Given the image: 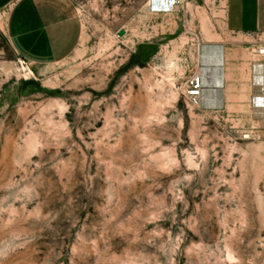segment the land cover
Here are the masks:
<instances>
[{"label": "rangeland", "instance_id": "rangeland-1", "mask_svg": "<svg viewBox=\"0 0 264 264\" xmlns=\"http://www.w3.org/2000/svg\"><path fill=\"white\" fill-rule=\"evenodd\" d=\"M151 1L71 0L81 44L39 70L0 11V264H264V35Z\"/></svg>", "mask_w": 264, "mask_h": 264}, {"label": "crops", "instance_id": "crops-1", "mask_svg": "<svg viewBox=\"0 0 264 264\" xmlns=\"http://www.w3.org/2000/svg\"><path fill=\"white\" fill-rule=\"evenodd\" d=\"M224 1L229 33L264 35V0ZM1 10H9L7 31L13 49L37 70L67 60L81 44L83 24L71 0H0ZM223 51V65L217 64L223 74L216 79L221 87L226 71Z\"/></svg>", "mask_w": 264, "mask_h": 264}, {"label": "bare ground", "instance_id": "bare-ground-1", "mask_svg": "<svg viewBox=\"0 0 264 264\" xmlns=\"http://www.w3.org/2000/svg\"><path fill=\"white\" fill-rule=\"evenodd\" d=\"M150 8H155L158 10H173L175 8H171V6H167V7H163L162 3L158 0L155 1H151L150 2ZM169 13V12H168ZM223 58H224V51L223 49H220L219 54L217 55V64L219 67H221L223 65ZM225 60V59H224ZM225 62V61H224ZM256 71V73L253 75L252 79L254 81V78L260 82L264 88V64H256V66H254L253 68V72ZM216 80V79H215ZM206 81V78H205ZM224 81V80H223ZM215 83V85L221 87L223 85L222 81H218L217 80L214 82V80L212 82H210V85H213ZM217 98V91H215L214 89L210 90V91H206L205 90V85H204V89H203V101L204 104L208 105V106H213L215 104V102ZM263 100V103L260 102V100ZM256 103H258V105L260 107H264V94H260L259 96L257 95L256 97Z\"/></svg>", "mask_w": 264, "mask_h": 264}, {"label": "built area", "instance_id": "built-area-1", "mask_svg": "<svg viewBox=\"0 0 264 264\" xmlns=\"http://www.w3.org/2000/svg\"><path fill=\"white\" fill-rule=\"evenodd\" d=\"M162 3L163 7L171 6V8H177L182 6L185 0H158ZM259 55L264 57V47L259 50ZM22 64L27 66V70H31L30 64L21 58ZM256 66V65H255ZM205 85V79L202 75L195 74L190 78L188 88L186 91V97L192 104L199 105L203 99V89Z\"/></svg>", "mask_w": 264, "mask_h": 264}, {"label": "water", "instance_id": "water-1", "mask_svg": "<svg viewBox=\"0 0 264 264\" xmlns=\"http://www.w3.org/2000/svg\"><path fill=\"white\" fill-rule=\"evenodd\" d=\"M125 33H126L125 31H121L120 32V37H123L125 35Z\"/></svg>", "mask_w": 264, "mask_h": 264}]
</instances>
